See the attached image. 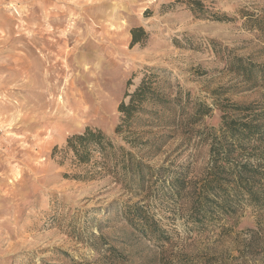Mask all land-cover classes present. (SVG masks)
Segmentation results:
<instances>
[{"label": "rangeland", "instance_id": "rangeland-1", "mask_svg": "<svg viewBox=\"0 0 264 264\" xmlns=\"http://www.w3.org/2000/svg\"><path fill=\"white\" fill-rule=\"evenodd\" d=\"M197 1L0 0V264H264V209L243 200L198 224L191 189L169 193L174 176L201 183L223 114L264 112V75L251 87L235 64L264 66V0ZM152 74L182 106L118 133L125 93ZM199 104L210 114L192 123ZM86 128L151 166L146 181L64 154ZM138 206L165 239L127 223Z\"/></svg>", "mask_w": 264, "mask_h": 264}, {"label": "trees", "instance_id": "trees-1", "mask_svg": "<svg viewBox=\"0 0 264 264\" xmlns=\"http://www.w3.org/2000/svg\"><path fill=\"white\" fill-rule=\"evenodd\" d=\"M192 4L199 5L197 0H190ZM201 5V4H200ZM146 37L142 28L132 30V43H141ZM236 69L251 87H257L253 80L255 73L264 75V66L245 63L236 59ZM129 99V102H125ZM182 97L170 98L161 90L158 76H151L142 80L140 85L132 92H126L124 101L119 106L122 114L121 124L117 132L147 115L155 123L167 122V113L182 106ZM156 108L150 109L147 106ZM234 110L240 113L239 118H231L223 114L219 129L220 134L211 138L210 166L201 183L194 187L182 176H174L171 180L170 195L181 196L188 189L192 191L189 217L198 224L214 211L229 212L243 200L253 206L264 209V112H257L249 106H235ZM211 108L199 104L195 113L190 117L192 123L210 114ZM171 123V122H170ZM165 137H161L163 139ZM143 143V142H142ZM152 147L150 141L144 142ZM64 154H72L78 165L87 166L94 163L97 156L103 159L102 165L106 168L107 162L112 161L120 166L130 179L137 178L142 184L146 181V171L154 170L143 160L135 157L122 147H116L112 140L101 130L86 128L84 132L77 133L67 140ZM58 152V148H55ZM120 153V154H119ZM255 158L257 164L251 162ZM96 163V161H95ZM99 164V162H97ZM163 171V168L158 171ZM127 223L135 230L145 235H155L158 238L167 237V232L152 217L144 213L143 208H125Z\"/></svg>", "mask_w": 264, "mask_h": 264}, {"label": "bare ground", "instance_id": "bare-ground-1", "mask_svg": "<svg viewBox=\"0 0 264 264\" xmlns=\"http://www.w3.org/2000/svg\"><path fill=\"white\" fill-rule=\"evenodd\" d=\"M28 36H29V35H28ZM63 99H64V98H63ZM63 102H64V101H63ZM63 102H62V103H63ZM64 106H65V105H64ZM69 108H70V107H69ZM65 109H66V107H65ZM61 111H62V110H61Z\"/></svg>", "mask_w": 264, "mask_h": 264}]
</instances>
